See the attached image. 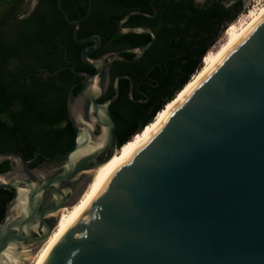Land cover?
<instances>
[{"label": "water", "instance_id": "water-1", "mask_svg": "<svg viewBox=\"0 0 264 264\" xmlns=\"http://www.w3.org/2000/svg\"><path fill=\"white\" fill-rule=\"evenodd\" d=\"M56 3L74 24L73 38L94 41L80 51L94 70L70 65L82 86L77 94L74 84L67 91L75 141L60 164L30 166L19 151H0V161L11 162L0 172V188L15 189L0 221V264H13L8 253L26 264L51 234L59 209L79 199L90 170L114 154L109 106L125 75L115 77L110 97L97 98L107 88L112 61L127 59L120 52L137 59L156 40L147 25L123 26L131 13L155 15V6L153 14L131 9L117 21L118 31H145L151 38L92 56L100 35L78 37L81 18ZM100 134L102 144L85 150ZM41 264H264V14L106 177Z\"/></svg>", "mask_w": 264, "mask_h": 264}, {"label": "trees", "instance_id": "trees-1", "mask_svg": "<svg viewBox=\"0 0 264 264\" xmlns=\"http://www.w3.org/2000/svg\"><path fill=\"white\" fill-rule=\"evenodd\" d=\"M30 1L0 0V151H19L30 166L41 161L59 164L75 141L66 96L79 76L67 59L71 57L77 69L92 67L80 61L82 43L73 38V24L56 0H36L32 8ZM61 5L71 18L81 17L77 36L98 32L104 49L148 41L149 32H118L117 21L131 9L153 14V5L156 8L153 16L131 13L123 23L147 25L156 33L139 59L119 61L118 66L139 78L153 65L149 74L157 80V94L149 102H134L125 93L128 80L119 78L121 92L111 104L114 110H125L113 114L119 147L136 138L201 70L222 30L227 31L245 8L244 0H61ZM122 55L134 57L129 51ZM78 89L75 85L73 92ZM9 167L10 159L0 161V172ZM14 193V188H0V221Z\"/></svg>", "mask_w": 264, "mask_h": 264}, {"label": "bare ground", "instance_id": "bare-ground-1", "mask_svg": "<svg viewBox=\"0 0 264 264\" xmlns=\"http://www.w3.org/2000/svg\"><path fill=\"white\" fill-rule=\"evenodd\" d=\"M262 3L260 6H262ZM257 7L255 9H250L248 11L251 16L246 19V21L239 26L238 29H231L229 33L220 42L215 45L205 56L203 66L201 70L196 73L192 79L180 90L175 98L168 103L163 109H161L154 118L147 124L143 130L139 133L136 138L130 139L126 142L122 147H118L114 154L99 164L95 168L91 169L92 179L88 183L85 190L82 192L79 199L70 206H65L59 209L58 211V221L53 228L49 237L42 242L45 243L42 250L39 252L38 256L35 258L32 264H41L44 257L48 253L49 249L55 243L57 237L63 230V228L67 225L73 215L89 200V198L95 193V191L99 188L102 182L106 179V177L113 173V171L125 162L128 157L141 145L145 142V140L157 129V127L162 123V121L166 118L170 110L174 107V105L179 102L183 97L190 91L193 85L203 77L208 70L213 66V64L219 59L234 43H236L251 27L252 25L264 14V5L262 8ZM258 8H260L257 12H255ZM255 10V13H252ZM247 14V15H249ZM245 15V17L247 16ZM226 31V30H225ZM224 31V32H225ZM223 32V33H224ZM104 140L103 134H100L98 138L90 143V146H87L85 150L94 149L102 144ZM84 150V151H85ZM2 179V177H0ZM9 259L13 264H20V260L18 257L12 256L8 253Z\"/></svg>", "mask_w": 264, "mask_h": 264}, {"label": "flooded vegetation", "instance_id": "flooded-vegetation-1", "mask_svg": "<svg viewBox=\"0 0 264 264\" xmlns=\"http://www.w3.org/2000/svg\"><path fill=\"white\" fill-rule=\"evenodd\" d=\"M36 1V0H35ZM35 3V2H34ZM34 3H33V5H34ZM89 5H90V3H89ZM81 18V17H80ZM73 26H74V24H73ZM80 27H81V25H80ZM79 27V28H80ZM79 30V29H78ZM117 31H118V25H117ZM78 32V31H77ZM119 32V31H118ZM93 33H98V32H95V31H90V32H88V33H86L84 36H82V37H85V36H87V35H89V34H93ZM99 34V33H98ZM100 35V34H99ZM100 37H101V35H100ZM79 43H82V47H84V46H89V47H91V46H93V43H94V41L93 40H89V41H86V42H79ZM124 46H127V45H121V46H113V47H109V48H106V49H104L103 48V43H102V37H101V42H100V44L98 45V47L97 48H95L94 50H92V51H89V54L90 55H92V56H97V55H100V54H102L103 52H105V51H108V50H111V49H115V48H120V47H124ZM82 47H81V49H82ZM81 49H80V51H81ZM124 51H122V52H120V54L122 55V53H123ZM122 56H124V55H122ZM79 57H80V61L82 62V63H85L86 65H88V66H90V67H92V69H88V68H85V67H82V68H79L78 70H88V71H93L94 70V67L92 66V65H90V64H88V63H86V62H84L83 60H82V58H81V55L79 54ZM141 57V56H140ZM139 57V58H140ZM125 58H127V59H125V60H123V59H114L113 61H112V63H111V66H110V72H109V82H108V85H107V88H106V90L104 91V93L101 95V96H99L98 98H97V101H103V100H105L106 98H108V97H110L111 96V92L113 91V88H114V86H113V82H114V79H115V77L116 76H118V75H120V74H123V75H125V76H119L118 77V87H119V94H120V92H121V89H120V86H119V78H125V79H127L128 80V84H127V87H126V91H125V93L134 101V102H149L150 100H152L153 98H154V95H156L157 94V80L155 81V77H153V76H151L150 74H149V72L153 69V65H150V66H148L146 69H145V72L143 73V75L141 76V77H139V78H135L134 76H133V74L132 73H130V72H127V71H119V61H125L126 63H129V62H133V61H136L137 59H139V58H137V59H132L133 57H125ZM69 62H70V64H69V66L71 65V64H74V66H75V61L70 57V58H68L67 59ZM77 69V68H76ZM76 74V73H75ZM78 75V74H77ZM79 76V78H77L75 81H73L72 83H71V85L72 84H74L73 85V87L75 86V85H79V89H78V91L77 92H73V94H77L78 92H79V90L81 89V86H82V84H81V82H80V80L82 79V75H78ZM69 88V87H68ZM68 91V90H67ZM119 94H118V96H119ZM114 101H116V100H114ZM113 101V102H114ZM112 102V103H113ZM111 103V104H112ZM111 104H110V106H109V108H110V112H111V114H112V116H113V114H114V112L116 113V111L115 110H117V112H125V110H124V107L122 106H119V107H116V109L114 110V109H112L111 108ZM68 115V114H67ZM69 118V117H68ZM113 119H114V117H113ZM116 124V123H115ZM73 126V125H72ZM97 129V128H96ZM96 129H95V131H96ZM115 129H116V126H115ZM53 163H55V162H46V161H41L40 163H38L37 165H43V166H47V165H50V164H53ZM10 165H11V162H10Z\"/></svg>", "mask_w": 264, "mask_h": 264}, {"label": "rangeland", "instance_id": "rangeland-1", "mask_svg": "<svg viewBox=\"0 0 264 264\" xmlns=\"http://www.w3.org/2000/svg\"><path fill=\"white\" fill-rule=\"evenodd\" d=\"M230 1H232V0H225V2H230ZM35 2V0H31L30 1V3H29V7H31L32 5H33V3ZM262 3H264V0H261V1H259V2H256V0H244V9H243V11L238 15V19H237V21L235 22V23H233L232 24V26L230 27V28H228V30L226 31V32H221V34H220V36L218 37V39L216 40V45L220 42V40L221 39H223V37H225L226 35H227V33H229L230 31H231V29H238L239 28V26L241 25V24H243L245 21H246V19L247 18H249L250 16H251V14H249L248 13V11L250 10V9H255V8H257V7H259ZM264 5V4H263ZM263 5L262 6H260V8H262L263 7ZM260 8H258L256 11L255 10H253V12L252 13H255V12H257ZM255 11V12H254ZM247 14H249V15H247ZM245 15H247L246 17H245ZM214 43V44H215ZM215 46V45H214ZM213 46V47H214ZM95 133L96 134H98L99 133V130L98 129H96V131H95ZM119 147V146H118ZM117 147V148H118ZM120 148V147H119ZM63 161V160H62ZM61 161V162H62ZM60 162V163H61ZM59 163V164H60ZM56 165H58V164H55V163H53V164H50V165H47L46 167H53V166H56ZM67 206H69V205H67ZM65 207V206H64ZM44 245H45V243L43 244H41V245H39L34 251H33V253H31L30 254V256H29V259H28V261L26 262V264H32L33 263V261L35 260V258L38 256V254H39V252L42 250V248L44 247Z\"/></svg>", "mask_w": 264, "mask_h": 264}, {"label": "built area", "instance_id": "built-area-1", "mask_svg": "<svg viewBox=\"0 0 264 264\" xmlns=\"http://www.w3.org/2000/svg\"><path fill=\"white\" fill-rule=\"evenodd\" d=\"M259 1H261V0H256V2H259Z\"/></svg>", "mask_w": 264, "mask_h": 264}]
</instances>
